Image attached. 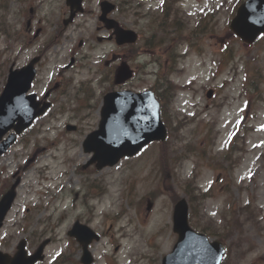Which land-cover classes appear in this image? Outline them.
<instances>
[{
  "label": "rangeland",
  "instance_id": "obj_1",
  "mask_svg": "<svg viewBox=\"0 0 264 264\" xmlns=\"http://www.w3.org/2000/svg\"><path fill=\"white\" fill-rule=\"evenodd\" d=\"M104 1L120 6L111 16L139 34L135 45L98 39L111 34L99 20ZM237 2L86 0L85 12L65 26L63 19L70 13L66 0H6L0 8V94L10 67L23 66L40 54L33 90L44 96L49 85L56 102L1 159L0 196L18 166L24 177L12 213L16 215L4 229L9 232L4 249L14 245L19 229L30 227L31 217L25 222L19 213L24 204L31 205L35 182V247L48 236L56 237L46 249L44 264L65 245L68 225L84 220V212L104 232L95 244V264H161L177 240L174 201L167 187L173 183L188 197V181L201 190L212 187L204 204L192 210V227L207 230L212 240H225L226 264H264L263 79V97L254 91V70L259 67L264 74V36L247 44L233 33L230 22ZM70 55L78 62L65 68ZM123 61L132 65L135 76L115 86L114 73ZM62 69L67 91L60 94L63 85L55 86L61 79L57 70ZM159 73L179 86L173 105L164 110L169 131L165 143H152L138 156L102 170L83 167L91 154L82 142L98 127L104 94L113 88L149 89ZM247 76L256 77L249 87ZM245 87L251 88L249 98ZM210 88L212 97L207 96ZM67 123L79 129L68 131ZM245 125L257 130L240 133L231 152L227 146L235 128ZM34 147L35 170L33 162L28 164ZM73 248L76 251V245ZM75 253L68 264H79Z\"/></svg>",
  "mask_w": 264,
  "mask_h": 264
},
{
  "label": "water",
  "instance_id": "obj_2",
  "mask_svg": "<svg viewBox=\"0 0 264 264\" xmlns=\"http://www.w3.org/2000/svg\"><path fill=\"white\" fill-rule=\"evenodd\" d=\"M68 3L73 15L75 8L82 10V0H68ZM103 6L106 11L114 8L106 2ZM106 22L109 27L115 28L119 43L136 41L138 35L134 31L124 29L113 20L107 19ZM232 28L245 41L253 42L264 32V0H247L243 3L232 21ZM35 61L32 60L22 69H11L8 83L0 97V140L11 128L22 132L48 107V104L40 107L35 94L27 95L36 73ZM132 74V70L124 63L117 72L116 82L121 83ZM14 137L11 134L9 140L0 143V155ZM166 137L167 128L161 120L160 106L152 91H118L106 95L100 129L89 136L86 146L95 150L94 160L98 161V167L101 168L114 165L123 156L136 154L152 140ZM14 196L15 193L10 192L0 202V228ZM188 210L186 199L177 203L174 220L179 239L173 252L164 258L163 264H220L225 253L224 244L219 240L211 242L205 234L194 231L189 225ZM42 249L43 246L35 254V261L41 258ZM4 259V254L0 252V264H3Z\"/></svg>",
  "mask_w": 264,
  "mask_h": 264
},
{
  "label": "flooded vegetation",
  "instance_id": "obj_3",
  "mask_svg": "<svg viewBox=\"0 0 264 264\" xmlns=\"http://www.w3.org/2000/svg\"><path fill=\"white\" fill-rule=\"evenodd\" d=\"M6 227H7V225H6ZM21 238L26 241L25 244H26L27 250L30 253L35 252V217L33 218L31 226L29 228H24V232L22 233ZM6 246H9V244H6ZM79 250L81 251V248H79ZM72 259L73 258H68L66 260V263ZM80 259H79V254H77L76 263L79 262V264H81Z\"/></svg>",
  "mask_w": 264,
  "mask_h": 264
}]
</instances>
